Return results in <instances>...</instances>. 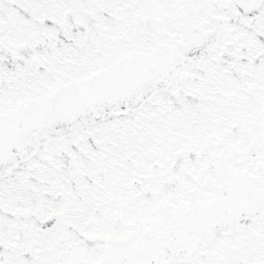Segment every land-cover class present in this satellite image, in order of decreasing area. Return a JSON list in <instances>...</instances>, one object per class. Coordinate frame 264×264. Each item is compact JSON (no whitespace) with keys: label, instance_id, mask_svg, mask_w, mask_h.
<instances>
[{"label":"snow or ice","instance_id":"snow-or-ice-1","mask_svg":"<svg viewBox=\"0 0 264 264\" xmlns=\"http://www.w3.org/2000/svg\"><path fill=\"white\" fill-rule=\"evenodd\" d=\"M0 264H264V0H0Z\"/></svg>","mask_w":264,"mask_h":264}]
</instances>
